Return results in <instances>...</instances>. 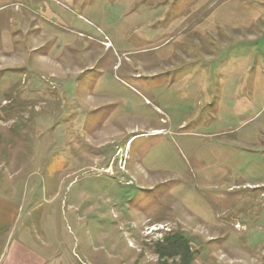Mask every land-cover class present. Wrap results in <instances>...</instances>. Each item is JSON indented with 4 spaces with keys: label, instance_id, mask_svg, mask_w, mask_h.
<instances>
[{
    "label": "rangeland",
    "instance_id": "rangeland-1",
    "mask_svg": "<svg viewBox=\"0 0 264 264\" xmlns=\"http://www.w3.org/2000/svg\"><path fill=\"white\" fill-rule=\"evenodd\" d=\"M0 195L48 264H264V0H0Z\"/></svg>",
    "mask_w": 264,
    "mask_h": 264
},
{
    "label": "crops",
    "instance_id": "crops-1",
    "mask_svg": "<svg viewBox=\"0 0 264 264\" xmlns=\"http://www.w3.org/2000/svg\"><path fill=\"white\" fill-rule=\"evenodd\" d=\"M21 202L0 195V264H48L46 249H39L34 231L22 224Z\"/></svg>",
    "mask_w": 264,
    "mask_h": 264
}]
</instances>
